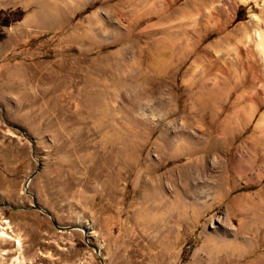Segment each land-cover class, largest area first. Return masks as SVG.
Segmentation results:
<instances>
[{"label": "rangeland", "instance_id": "374dc122", "mask_svg": "<svg viewBox=\"0 0 264 264\" xmlns=\"http://www.w3.org/2000/svg\"><path fill=\"white\" fill-rule=\"evenodd\" d=\"M256 17L264 0H0V233L21 241L0 264H264Z\"/></svg>", "mask_w": 264, "mask_h": 264}, {"label": "bare ground", "instance_id": "6f19581e", "mask_svg": "<svg viewBox=\"0 0 264 264\" xmlns=\"http://www.w3.org/2000/svg\"><path fill=\"white\" fill-rule=\"evenodd\" d=\"M155 1V0H154ZM222 1V0H221ZM246 1V0H243ZM256 1H261V0H256ZM254 23L256 26H258L259 31L256 34V38H255V47L257 49V53L255 52L254 49H251V51L249 53H247L246 55V63L248 65V67L253 71L254 75H253V80L254 82H256V77H258L259 75V71H257V63L258 61H260V63L262 62L263 64V70H264V20L261 17H256V19L254 20ZM248 39H252L253 37H251V34L247 35ZM251 45V44H250ZM240 55V54H239ZM245 55V54H244ZM243 55V56H244ZM260 56V57H259ZM242 58V57H241ZM243 60V59H242ZM245 60V59H244ZM262 70V71H263ZM264 73V72H263ZM252 75V74H251ZM257 83V82H256ZM249 91H243L242 96L245 97L248 94ZM30 182V181H29ZM3 227V226H2ZM0 239L3 241H14L15 244H18V247L21 246V241L18 239L15 240V236L13 237L12 234L9 233L8 228L4 227L1 230L0 233Z\"/></svg>", "mask_w": 264, "mask_h": 264}, {"label": "water", "instance_id": "95a60500", "mask_svg": "<svg viewBox=\"0 0 264 264\" xmlns=\"http://www.w3.org/2000/svg\"><path fill=\"white\" fill-rule=\"evenodd\" d=\"M36 172H34V174H32L31 177H29V181L35 176ZM56 227L60 228L61 230L64 229H75V228H79L77 226H59L58 224L54 223ZM97 251H99L98 247H95Z\"/></svg>", "mask_w": 264, "mask_h": 264}]
</instances>
